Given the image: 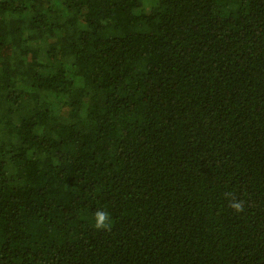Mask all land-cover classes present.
Here are the masks:
<instances>
[{"label":"trees","instance_id":"trees-1","mask_svg":"<svg viewBox=\"0 0 264 264\" xmlns=\"http://www.w3.org/2000/svg\"><path fill=\"white\" fill-rule=\"evenodd\" d=\"M0 264H264V0H0Z\"/></svg>","mask_w":264,"mask_h":264},{"label":"clouds","instance_id":"clouds-1","mask_svg":"<svg viewBox=\"0 0 264 264\" xmlns=\"http://www.w3.org/2000/svg\"><path fill=\"white\" fill-rule=\"evenodd\" d=\"M229 197L231 194H227ZM229 207L234 209L237 213L243 212L244 211V201L242 200H235L232 199ZM94 228L96 230H101V231H111L112 228V219L110 214L103 209H97L94 212Z\"/></svg>","mask_w":264,"mask_h":264},{"label":"rangeland","instance_id":"rangeland-1","mask_svg":"<svg viewBox=\"0 0 264 264\" xmlns=\"http://www.w3.org/2000/svg\"><path fill=\"white\" fill-rule=\"evenodd\" d=\"M8 22L9 23H7V26H6V31L7 30H9L10 32H11V29H13V27L15 28H17V27H19V24L16 22H12L11 24H12V26H10V21L8 20ZM27 22H24V23H21V25H20V28H22V29H25L26 27H27ZM4 46H3V50H2V52H3V55H4V57H5V60H9L10 59V57L13 55V53H10V51H11V46H12V44H10L11 43V40H12V36H11V34H7V32H5V36H4ZM66 41H60V42H57L56 43V46L58 47V51H64V49H65V47H66ZM63 53V52H62ZM37 94L38 95H42L41 93H38V91H37Z\"/></svg>","mask_w":264,"mask_h":264}]
</instances>
